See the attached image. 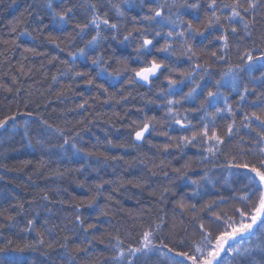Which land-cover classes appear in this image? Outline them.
I'll list each match as a JSON object with an SVG mask.
<instances>
[{
	"label": "trees",
	"instance_id": "obj_1",
	"mask_svg": "<svg viewBox=\"0 0 264 264\" xmlns=\"http://www.w3.org/2000/svg\"><path fill=\"white\" fill-rule=\"evenodd\" d=\"M45 2L0 0V85H3L0 87V120L11 115L16 117L14 121L8 120L0 131V224L4 225L0 227V247L12 241L6 255L20 259L23 264H53V261L66 264L61 259L64 249L58 244L54 249H47L46 245L49 241L62 243L68 233L61 229L67 224L75 233V239L69 241L68 249L76 257L74 264H115L114 257L118 253L112 247L116 242L114 237L119 236L123 240L121 247L127 255L128 247L137 245L139 234L144 230L141 219L146 227L157 213L166 217L167 227L163 229L162 236L170 246L178 244L179 238L187 239L190 244L198 238L195 233L196 218L207 215L205 205L219 195L227 198L232 188L238 187L236 177L228 175L229 171L237 170L205 164L187 170V176L182 177L174 169L181 168L189 158L195 159L196 148L184 149V153H187L184 155L173 141L155 133L148 137L151 143L136 142L133 129L142 126L146 115L156 117L153 123L158 131L169 126L163 119L166 101L161 94V90L169 87L166 77L183 80L184 83L176 87L187 92L193 86L189 74L197 71L196 81L205 89L200 96L203 100L207 89L215 91L213 85L222 72L241 63L237 51L242 54L247 48L264 45L253 44L249 40L239 41V50L233 45L226 63L221 61L214 64L215 57L211 53L217 51V55L220 54V42L214 41L204 49L196 48L197 55L191 60L180 56V45L174 44L177 54L169 57L174 63L162 69L163 75L155 78L151 85L142 81L129 83L134 77L131 69L138 67L139 61L128 59V68L125 69L117 63V58L121 53L134 56V48L139 40L133 39L129 44H120L118 40L128 33L138 37L135 27L147 23L140 21L143 13L139 0H128L127 3L115 0L125 11L123 18L116 17L108 0H78L82 6L75 9L76 20H85L88 4L98 3L101 14L108 11L112 21L120 20L122 23L117 41L106 40L101 49L90 53V57L103 54L107 59L115 51V57L109 60V71L119 70V81L113 87L106 84L108 91L104 92L95 86L102 81H94L92 85L86 83L87 79L95 76L91 58L77 56L73 60L70 55L83 47L90 35L85 40L77 37L73 42L72 24L61 31L54 28L47 17L44 23L49 26L43 29V34L37 30L39 21L36 13L44 10ZM204 2L201 0L202 4ZM147 11L145 7L143 12ZM194 15H199L198 23L202 27L206 20L203 10L198 13L189 11L184 19L191 20ZM133 17L139 23L134 22ZM257 20L253 39L264 33V18L258 16ZM22 30L29 35L20 36ZM52 38H55V43ZM201 39L197 36L195 43L199 44ZM157 40V47L163 46V37H157ZM27 48L35 51H26ZM152 55L163 59L165 53L154 50ZM197 59L202 66L200 70L195 67ZM206 65L213 75L202 79L200 72ZM78 71L90 72V76L77 77L75 73ZM241 75V84H246L247 75ZM254 75L258 76L259 72ZM249 89L246 100L240 102L235 92L227 87L221 88L224 96L228 97V103L236 110L237 126H240L245 112L249 115L253 111L260 114L259 108L254 106V102L256 105L260 103L257 100L260 89L255 94L251 92V86ZM195 106H199V101ZM219 106H225L223 96ZM185 107L192 105L185 104ZM186 114L190 117L200 115L193 112ZM222 115L227 116V113ZM231 119V116L226 120L217 117L218 131L223 132ZM258 124L254 122V131L241 127L243 140L240 136L234 137L231 143H227L225 153H238L243 148L241 162L257 163ZM64 138H68L69 143L61 148ZM72 143L80 151L73 149ZM164 143L172 146L165 151ZM249 147L253 149L251 154L247 150ZM204 171L211 178V183L202 190L207 194L192 197L190 192L193 186L187 183V179L197 178L195 174ZM226 180L228 183H225ZM161 193L165 197L163 200L160 199ZM45 196L47 199H44ZM92 197H95L93 207L82 206L80 214L85 227L89 223H95L97 227L85 232L76 227L75 206L86 205ZM181 197H184L183 206L178 203ZM193 204L196 205L195 209L191 207ZM149 208L150 216L141 217ZM101 211L107 215H100ZM9 216L14 220L9 221ZM29 219L35 221L33 230L25 231ZM41 238L45 240L43 247L26 248L23 252L12 251L17 245L23 247L25 243L31 244ZM257 242L253 240V243ZM77 245L87 248V252H77ZM163 252L167 253V249H163ZM145 259L147 264H168L167 256L158 253L150 258L140 257L135 264H144ZM256 259H264V254L257 253Z\"/></svg>",
	"mask_w": 264,
	"mask_h": 264
},
{
	"label": "snow or ice",
	"instance_id": "obj_2",
	"mask_svg": "<svg viewBox=\"0 0 264 264\" xmlns=\"http://www.w3.org/2000/svg\"><path fill=\"white\" fill-rule=\"evenodd\" d=\"M124 2L127 3L128 0H124ZM108 3L111 4V9L115 12L116 17H125V11L119 2L108 0ZM139 3L143 13L140 15V21L147 23H142L139 27H135L134 24L135 30L139 33L138 37H132L131 33H128L123 35L122 40H118L122 23L120 20L112 21L108 11L101 14L98 3H89L86 9V19L83 21L76 20L75 9L82 6L78 0H46L44 10L36 13V19L39 21L37 30L43 34V29L49 26L44 23L45 17H47L53 27L61 31L66 30L68 25L72 24L73 42L77 37L80 40H85L90 35V39H86L84 46L78 48L76 53H70V55L73 60H76L77 56L85 59L91 58L95 76L87 79L86 83L92 85L94 81H102L96 83L95 86L104 92L108 91V87H105L106 84L113 87L115 82L119 81V70L109 71V60L115 57V51L107 59L103 54L90 57V53L101 49L104 46V41L109 39L118 40L120 44H129L133 39L139 40L134 48L135 55L128 54L125 56L121 53L120 57L117 58V63L122 64L127 69L128 59L139 61V66L131 69L134 77L129 80V83L142 81L146 85H151L155 78L163 75L162 69L169 68L174 63L169 60V57L177 54V50L173 47L174 44L180 45V56L191 60L197 55L196 48L204 49L207 48L208 44L218 41L220 42L218 49L220 54L217 55V51L211 53L215 57L214 64L221 61L226 63L229 50L233 45L239 50L241 46L239 41L249 40L253 44L264 45V33L253 39L255 25L259 22L257 17L264 18V0H205L203 4L201 0H160V2L157 0H139ZM145 7L148 9L147 12H143ZM201 10L204 11L206 17L202 27L198 23L200 21L199 15H194L191 20L184 19L189 11L198 13ZM133 21L139 23L136 21V17H133ZM19 35H29V33L22 30ZM161 36L164 39V44L157 47L159 43L157 37ZM197 36L202 38L199 44L195 43ZM52 42H56L55 38H52ZM56 46L59 47V44ZM25 50L35 51L31 48ZM154 50L165 53L164 58L159 59L152 55ZM237 55L241 63L234 67H228L226 71L222 72L220 79L216 80L213 85L215 91L211 88L207 89L203 100L200 99V96L205 89L201 88V84L196 81L197 71L189 74L193 86L187 92L176 87L177 84H183V80L166 77L169 87L166 90H161V94L166 101L163 119L167 121L169 126L163 131H158L155 123H153L156 117L146 115L142 126L133 129V135L134 141H147L149 143L151 141L148 140V137L152 134L163 135L168 141H173L174 146L184 155H187L184 153V149L196 148L195 159L189 158L181 168H175V172L185 177L187 170L199 168L205 164L229 170L236 169L235 172L229 171L228 175L229 177H236L238 187L232 188L227 198L219 195L217 199L211 200L205 205L207 215L196 218L195 233L198 238L190 244L185 238H179L178 244L175 246H170L166 242V238L162 236L163 229L167 227L165 215L157 213L155 219L148 222L146 227L144 220L141 219V227L144 230L139 234L137 245L128 247L127 255L121 247L123 240L119 236L114 237L116 242L112 247L118 253L114 257L115 264H135V261L140 257L150 258L157 253L167 256L168 264H264V259H256L257 253L264 254V47L247 48L242 54L237 51ZM149 57L151 58L149 59ZM195 67L197 70L202 67L198 59ZM255 72H259V75H254ZM241 74L247 75L246 84H241L243 79ZM200 75L203 79L204 76L213 74L209 72V66L206 65ZM75 76H90V72L78 71ZM249 86H251L253 94L256 93L257 89H260L259 95H257V100L260 103L256 105L254 102V106L259 108L260 114L256 111L250 115L245 112L240 121V126H237L236 110L228 103V97L224 96L221 88H229L238 95L240 102H244L250 91ZM222 96L224 107L219 106ZM197 101H199V106H195ZM185 104L192 105V107H185ZM240 107H243V103ZM210 109L214 111H210ZM188 112L200 113V115L190 117L186 114ZM223 113H227V116L222 115ZM27 115H31V113H27ZM228 116L232 117L231 122L227 124L223 132L218 131L217 117L226 120ZM15 118V115H11L0 120V128H3L8 120L14 121ZM254 122H259L258 127H260V131L257 132L259 139L255 149L258 162H241L244 155L243 148L238 153L226 154L227 143H231L234 137L240 136L241 127L254 131ZM172 125L179 127L173 128ZM49 127L52 126L49 125ZM173 133L175 134L173 135ZM60 134L63 137V132ZM240 139L243 140V136H240ZM68 143V138H64L60 147L63 148ZM171 146L168 143L163 145L165 151ZM71 147L80 151L75 143H72ZM247 150L250 154L253 152L251 147ZM241 169L244 171L241 172ZM195 175L197 178L188 177L187 179V183L193 186L190 195L192 197L206 195L207 193L202 190L206 184L211 183L208 172L204 171ZM201 181L204 183L202 184ZM225 183L228 181L226 180ZM44 199L47 197L45 196ZM160 199H165L163 193H161ZM94 203L95 197H92L86 205L75 206L76 227L85 232L95 229L97 225L89 223L85 227L80 209L82 206L91 208ZM178 203L183 206L184 197H181ZM191 207L195 209L196 205L193 204ZM150 214L151 208L143 212L141 217H147ZM100 215H107V213L101 211ZM8 219L13 221L14 217L9 216ZM34 223V219H29L25 231H32ZM3 226L0 224V227ZM61 230L68 233L64 236L63 242L49 241L46 247L47 249H54L58 244L60 248L65 250L61 259L66 264H74L76 257L72 256L68 249L69 241L75 239V233L68 228L67 224ZM254 239L258 242L253 243ZM11 244L12 241L9 240L7 244L0 247V264H23L20 259L10 258L6 255L8 246ZM43 246H45V240L41 238L31 244L25 243L23 247L17 245L12 248V251L23 252L26 248ZM165 248L167 253L163 252ZM76 251L87 252V248H81L80 245H77ZM53 264H57V262L53 261ZM144 264H147V259H145Z\"/></svg>",
	"mask_w": 264,
	"mask_h": 264
},
{
	"label": "rangeland",
	"instance_id": "obj_3",
	"mask_svg": "<svg viewBox=\"0 0 264 264\" xmlns=\"http://www.w3.org/2000/svg\"><path fill=\"white\" fill-rule=\"evenodd\" d=\"M3 128H4V127H3ZM3 128H0V131H1Z\"/></svg>",
	"mask_w": 264,
	"mask_h": 264
}]
</instances>
